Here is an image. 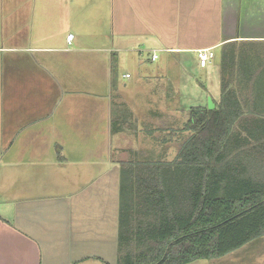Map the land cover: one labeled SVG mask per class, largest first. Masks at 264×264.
I'll list each match as a JSON object with an SVG mask.
<instances>
[{
	"label": "crops",
	"instance_id": "1",
	"mask_svg": "<svg viewBox=\"0 0 264 264\" xmlns=\"http://www.w3.org/2000/svg\"><path fill=\"white\" fill-rule=\"evenodd\" d=\"M200 49L215 97L186 69ZM166 59V91L216 106L224 62L238 98H264V0H0V264H117L121 162L168 161L171 101L138 103Z\"/></svg>",
	"mask_w": 264,
	"mask_h": 264
},
{
	"label": "trees",
	"instance_id": "2",
	"mask_svg": "<svg viewBox=\"0 0 264 264\" xmlns=\"http://www.w3.org/2000/svg\"><path fill=\"white\" fill-rule=\"evenodd\" d=\"M216 106L188 110L173 161H124L117 264L220 258L264 235V98L248 110L225 80Z\"/></svg>",
	"mask_w": 264,
	"mask_h": 264
},
{
	"label": "rangeland",
	"instance_id": "3",
	"mask_svg": "<svg viewBox=\"0 0 264 264\" xmlns=\"http://www.w3.org/2000/svg\"><path fill=\"white\" fill-rule=\"evenodd\" d=\"M224 58L222 57V61ZM166 61L165 65L167 68V74L166 77L163 78V81L159 80H149L148 82L144 83L146 86H148V90L151 87L158 86V89H155L151 92H142V94H146L145 97H140L138 103L140 105H148L150 102L153 103L155 107H166V105L163 103L164 101L170 100L171 104H169L168 110V118L167 120H163L164 126H168V138L169 142L167 144L166 148H163L162 150L167 149V155L166 160L173 161L177 155V152L182 145V143L189 137L190 133L189 131H184L183 128L185 126V122L188 118V110H190L191 107L195 106H205L208 105V102L210 98H207V96L204 94V92L197 90L189 91H182V92H176V91H166L163 85H176L178 75L180 73V67L178 66L176 60L169 61L168 59L164 60ZM191 69H188V72L190 74H193L194 78L198 80H202L207 77V87L213 97H215L216 94L219 93V79H220V67L219 65H213L208 67L206 69H202V67H198L197 64H191ZM186 74L187 71H185ZM204 75V76H203ZM187 79V77H185ZM125 83L127 85H131L128 83V80H125ZM193 84L198 87L199 83L196 81L193 82ZM187 85V84H184ZM132 90H130L128 93H130ZM153 93V94H152ZM173 96V98L166 99V96ZM179 95V97H177ZM254 98L247 99V98H240L243 109L246 107L247 100H253ZM168 108V107H167ZM166 108V109H167ZM175 108V109H174ZM166 121V122H165ZM164 147V146H163ZM258 173L260 172V177L264 179V170H261V168H257ZM188 264H264V235L252 240L248 244L244 245L243 247L234 250L220 258H213V259H199L196 261H192Z\"/></svg>",
	"mask_w": 264,
	"mask_h": 264
},
{
	"label": "built area",
	"instance_id": "4",
	"mask_svg": "<svg viewBox=\"0 0 264 264\" xmlns=\"http://www.w3.org/2000/svg\"><path fill=\"white\" fill-rule=\"evenodd\" d=\"M73 37H74L73 34H69L67 36V42L69 44L71 43ZM197 56L200 67L204 68L207 67L212 62V60L215 57V53L212 49H200L197 51ZM157 58H158V54L153 53L152 60H156ZM126 76L129 77V74H127Z\"/></svg>",
	"mask_w": 264,
	"mask_h": 264
},
{
	"label": "water",
	"instance_id": "5",
	"mask_svg": "<svg viewBox=\"0 0 264 264\" xmlns=\"http://www.w3.org/2000/svg\"><path fill=\"white\" fill-rule=\"evenodd\" d=\"M207 107H208L209 109H213V108L215 107V106H214V103L212 102L211 99L209 100Z\"/></svg>",
	"mask_w": 264,
	"mask_h": 264
}]
</instances>
